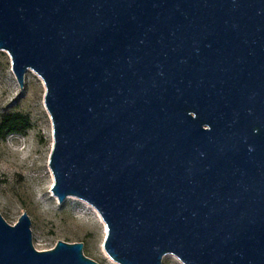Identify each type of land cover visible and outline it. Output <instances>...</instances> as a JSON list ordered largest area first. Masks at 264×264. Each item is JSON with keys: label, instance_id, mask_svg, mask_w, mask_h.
<instances>
[{"label": "water", "instance_id": "water-1", "mask_svg": "<svg viewBox=\"0 0 264 264\" xmlns=\"http://www.w3.org/2000/svg\"><path fill=\"white\" fill-rule=\"evenodd\" d=\"M34 70L54 194L92 205L119 264H264V0H0ZM0 212V264H100Z\"/></svg>", "mask_w": 264, "mask_h": 264}, {"label": "rangeland", "instance_id": "rangeland-1", "mask_svg": "<svg viewBox=\"0 0 264 264\" xmlns=\"http://www.w3.org/2000/svg\"><path fill=\"white\" fill-rule=\"evenodd\" d=\"M45 94V84L31 69L21 87L11 56L0 50V121L8 113H23L31 123L23 133L0 138V212L12 225L27 213L38 250L52 249L60 240L83 242L85 255L113 264L104 254L107 235L95 208L74 196L61 202L53 192L54 128ZM163 264L183 263L169 254Z\"/></svg>", "mask_w": 264, "mask_h": 264}, {"label": "trees", "instance_id": "trees-1", "mask_svg": "<svg viewBox=\"0 0 264 264\" xmlns=\"http://www.w3.org/2000/svg\"><path fill=\"white\" fill-rule=\"evenodd\" d=\"M31 127L30 118L23 113H8L0 121V138L12 133H23Z\"/></svg>", "mask_w": 264, "mask_h": 264}, {"label": "bare ground", "instance_id": "bare-ground-1", "mask_svg": "<svg viewBox=\"0 0 264 264\" xmlns=\"http://www.w3.org/2000/svg\"><path fill=\"white\" fill-rule=\"evenodd\" d=\"M35 74L42 80V82L44 83L43 79L35 72ZM48 111V110H47ZM94 209V208H93ZM94 211L97 213V215L100 218V221L102 222V224L104 225L105 228V233L106 235L108 234V228L106 226V223L103 221V219L101 218V216L99 215V213L94 209ZM104 254L106 255V257L113 263V264H119L116 261H114L113 259L110 258V256L108 255V253L106 252L105 248H104Z\"/></svg>", "mask_w": 264, "mask_h": 264}]
</instances>
